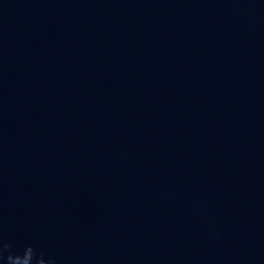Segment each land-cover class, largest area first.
I'll return each instance as SVG.
<instances>
[{
  "label": "water",
  "instance_id": "95a60500",
  "mask_svg": "<svg viewBox=\"0 0 264 264\" xmlns=\"http://www.w3.org/2000/svg\"><path fill=\"white\" fill-rule=\"evenodd\" d=\"M0 264H264V0H0Z\"/></svg>",
  "mask_w": 264,
  "mask_h": 264
}]
</instances>
